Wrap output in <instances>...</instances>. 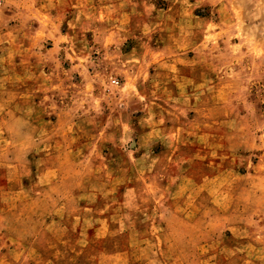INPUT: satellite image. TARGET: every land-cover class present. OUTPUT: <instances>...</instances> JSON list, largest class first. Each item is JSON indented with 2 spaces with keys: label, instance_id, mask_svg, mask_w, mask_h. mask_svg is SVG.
<instances>
[{
  "label": "rangeland",
  "instance_id": "obj_1",
  "mask_svg": "<svg viewBox=\"0 0 264 264\" xmlns=\"http://www.w3.org/2000/svg\"><path fill=\"white\" fill-rule=\"evenodd\" d=\"M0 264H264V0H0Z\"/></svg>",
  "mask_w": 264,
  "mask_h": 264
},
{
  "label": "built area",
  "instance_id": "obj_2",
  "mask_svg": "<svg viewBox=\"0 0 264 264\" xmlns=\"http://www.w3.org/2000/svg\"><path fill=\"white\" fill-rule=\"evenodd\" d=\"M113 82L117 84V81L116 80H114Z\"/></svg>",
  "mask_w": 264,
  "mask_h": 264
}]
</instances>
